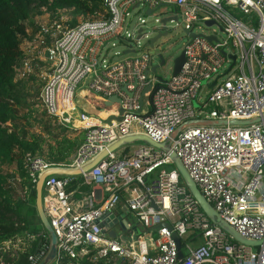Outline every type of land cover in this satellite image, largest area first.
<instances>
[{
    "label": "built area",
    "instance_id": "1",
    "mask_svg": "<svg viewBox=\"0 0 264 264\" xmlns=\"http://www.w3.org/2000/svg\"><path fill=\"white\" fill-rule=\"evenodd\" d=\"M103 4V12L75 26L62 20L41 25L28 41L33 55L24 57L23 51L16 76H20L17 70L23 77L30 76L38 66L32 60L44 62L49 73L41 100L50 115L76 110L72 102L82 86L106 101L118 96L124 109L122 121L103 122L81 113L85 140L72 160L56 163L32 153L24 157L33 183L54 168H82L120 138L134 134L135 128L162 143L191 120L262 116L264 0H103ZM141 15L156 17L159 31L161 20L171 18L166 27L176 22L190 38L184 48L186 61L170 79L161 81L151 71L158 58L148 44L147 19ZM135 16L139 24L131 33ZM205 27L211 32L206 33ZM208 36L216 39L210 41ZM230 55L236 56V63L227 72L233 62ZM149 85L151 91L145 92ZM204 87L209 90L202 98ZM171 148L219 216L242 237L261 241L260 245L237 242L211 221L178 170L167 167L174 165L169 153L144 143L122 159L110 153L83 174L85 182L101 185L108 193L100 206L93 204L92 192L84 200L86 208H76L68 192L73 176L45 178L44 210L57 237L56 256L47 264H73L66 261L86 255L106 264H264V120L249 125L188 126L172 140ZM122 202L145 227L169 223L172 229L158 228L151 242L147 235L135 232L129 240L119 232L113 238L109 231L116 225L103 227L102 223L112 213L118 217ZM173 233L186 249L182 259ZM194 233L201 242L183 245ZM35 243L36 250L29 253ZM50 249L48 231H26L0 242V264H15L24 253H29V264H44Z\"/></svg>",
    "mask_w": 264,
    "mask_h": 264
},
{
    "label": "trees",
    "instance_id": "2",
    "mask_svg": "<svg viewBox=\"0 0 264 264\" xmlns=\"http://www.w3.org/2000/svg\"><path fill=\"white\" fill-rule=\"evenodd\" d=\"M47 9L52 13L60 10H69L74 14L91 16L96 12L104 11L103 0H0V163L18 162L22 184L28 186L30 193L26 197L19 195L14 184L0 169V242L14 238L24 232L39 233L47 231L39 217L36 206V185L33 183L22 162L28 153L39 154L42 151L43 140L41 136L29 137V118L25 122L19 119L18 108L28 107L26 97L22 94L20 85L15 82L16 67L23 57L22 44L29 35L28 21L33 13L38 10ZM70 26L77 25L76 21L69 23ZM36 32V31H35ZM217 106H211L210 110ZM48 122L44 121L46 130L51 129V119L45 110ZM57 127L62 125L57 120H52ZM44 129V130H45ZM45 130V131H46ZM70 143V141H68ZM129 151V146L126 147ZM71 154L64 150L52 152L51 162H62ZM128 157L122 155L120 159ZM175 168L174 165L167 166ZM77 177V176H75ZM83 178V176H80ZM196 238L192 234L185 241ZM37 243L33 245L29 253L36 250ZM24 253L19 262L15 264H29L28 255ZM92 255L73 259V264H106L104 260L94 261Z\"/></svg>",
    "mask_w": 264,
    "mask_h": 264
},
{
    "label": "rangeland",
    "instance_id": "3",
    "mask_svg": "<svg viewBox=\"0 0 264 264\" xmlns=\"http://www.w3.org/2000/svg\"><path fill=\"white\" fill-rule=\"evenodd\" d=\"M143 19H147L146 21V30L151 36V34H157L158 28H160V23L156 22V17L151 16H143L141 15ZM159 19L163 17V15L158 16ZM249 16H246L248 18ZM89 18V16H85L82 14H74L73 12L69 10H60L57 13H52L51 11H48L47 9L42 10L41 12L38 10L36 13H33V17L30 21L27 22L29 26V37L28 40L23 44V51H24V57L25 56H32L33 51H30V41L34 34L37 32L38 28L43 24H50L54 20H62L65 25H69L70 22H73L74 20L76 23L83 22ZM245 18V16H244ZM139 24V16H135L133 18V23L129 27V31L132 33L135 26ZM217 28V27H215ZM205 32L209 33L211 32V29L205 27ZM36 31V32H35ZM189 37L186 35L185 31L182 29V26H178L176 22L174 23H168V35L162 37L158 40V42L155 43L156 48L158 47V50L163 54L166 63L163 66H160L157 70V75L161 76L163 79H170L173 75V66L174 61L176 57H178L185 48V45L189 41ZM147 39L142 40L143 44H146ZM123 50V49H122ZM23 57V59H24ZM22 59V60H23ZM36 60V59H35ZM34 64H38L37 67H35L28 77H23L22 73L17 70V72L20 74L16 76L15 82L20 85V89L22 90V94L26 97L28 102V107L24 108H18L19 110V119H22V123L25 122L26 116L29 118L30 125L28 126L29 129V137L32 135L41 136L40 139L43 140L42 143V151H39L38 153L45 157L46 159L50 160L51 153L58 152V150H64L68 154H73L78 145V141H76V134L75 132H67L66 128L57 127L55 123H53L52 119V125L50 131H47L46 125L44 124V121L49 120L47 117V114L45 112V108L42 104L41 100V91L43 86L45 85L47 81V76L49 73V68L44 62H34ZM158 60L156 59L155 64H158ZM19 66L18 68H20ZM82 88L78 87L76 90V95L74 97L75 102H79L81 98L78 96L79 90ZM209 88L204 87L201 92L202 98H204L208 92ZM150 106V102H149ZM46 131H45V130ZM70 141V143H68ZM23 167L24 163L22 162ZM18 162L14 163H0V169L2 170L3 174L8 178V181L14 184L15 188L18 190L19 195L22 197H26L29 195L30 190L28 189V186L22 184V179L20 178V168H19ZM117 230L119 234L125 237L126 240H129V235H126L119 226H117ZM255 248V247H254ZM111 264H128L127 262H119V261H113Z\"/></svg>",
    "mask_w": 264,
    "mask_h": 264
},
{
    "label": "water",
    "instance_id": "4",
    "mask_svg": "<svg viewBox=\"0 0 264 264\" xmlns=\"http://www.w3.org/2000/svg\"><path fill=\"white\" fill-rule=\"evenodd\" d=\"M151 9L147 11V14L151 13ZM171 18H163L161 20V24L163 25L162 30L158 31L157 34H151L149 35V40L148 44L149 46L154 49V53L158 58V64L154 65L151 69V71L155 74H157V70L160 66H163L166 61L163 56V54L158 50V47L156 48L155 43L158 42L159 39H161L164 36L168 35V28L166 27V23L170 20ZM175 20H177V17H174ZM208 25H212L213 21L207 22ZM192 37H194L196 34H191ZM210 41L215 40V37H207ZM226 53V52H223ZM232 58L233 62L232 65L229 67L227 70L230 71L231 68L235 65L236 63V56L235 55H230ZM186 61V56H185V51H183L178 57H176L174 61V66H173V75H177L180 70L182 69L184 63ZM150 72L147 71V74ZM226 72V73H227ZM225 73V74H226ZM158 76V75H157ZM159 80H163L161 76H158ZM217 80H215L212 84H210V88H213L216 84ZM152 87L151 85L147 86L145 89V92L151 91ZM126 90V88H124ZM132 95V93H130ZM107 106H113V105H118V114L116 116H112L109 119V123L112 122L113 120L115 121H122V115L124 113V109L121 106V99L118 96H113L111 97L107 102ZM264 120V113L262 116L250 119V120H209V119H196V120H191L186 123H184L182 126H180L176 132L172 135V139L168 140L167 142H162L158 143L151 139L149 136H147L144 133H135L131 134L128 136H125L123 138H120L110 146H108L106 149H104L102 152H100L94 159H92L90 162L82 166V168H54L50 171L44 172L40 175L37 185H36V192H37V197H36V206H37V211L39 214V217L41 219V222L44 226V228L48 231V233L51 236V249L49 252V255L45 261L44 264H47L49 261L53 260L56 256L57 253V237L54 233V230L49 222V219L46 216L45 210H44V205H43V187H44V181L45 178L51 174H63V175H70V176H75V175H82L91 169H93L97 164H99L101 161H103L104 158H106L110 153H114L117 151L119 148L127 145H133L137 142H142L145 144L152 145L164 152L169 153V156L171 157L175 168L178 170L179 174L181 175V178L185 185L188 187L189 191L191 194L196 198V200L199 202V205L201 206L202 210L206 213V215L213 221L214 223H217L224 231H226L228 234H230L237 242L243 243L248 246H258L262 242L261 241H252L248 240L244 237H242L234 228H232L228 223H226L217 213V211L214 209V207L207 201V199L202 195L200 192L197 184L194 182V180L191 178L189 172L183 165L181 159L178 157V155L172 150L171 148V142L173 139L177 137V135L186 127L192 126V125H205V126H220V125H249L253 123H257ZM156 209L158 208L155 203L152 204ZM113 220V221H111ZM109 226H114L115 224H121L122 228L126 227V222L121 221L120 219L112 213L109 218H107L103 223L102 226L106 227V225ZM162 226H168L170 229H172V226L169 223H161L159 225L154 226L153 229H158ZM138 228L140 230L138 231ZM135 229L138 232H148L151 228H147L144 226L143 223H139L137 226H135ZM109 235L112 236L113 238L117 237V231L116 230H110ZM173 238L177 242L178 248H179V257L182 259L184 254L182 252V240L181 238L176 234L173 233Z\"/></svg>",
    "mask_w": 264,
    "mask_h": 264
},
{
    "label": "crops",
    "instance_id": "5",
    "mask_svg": "<svg viewBox=\"0 0 264 264\" xmlns=\"http://www.w3.org/2000/svg\"><path fill=\"white\" fill-rule=\"evenodd\" d=\"M78 96L81 98V100L79 102H75V100H73L72 102V105L76 107V110L67 111V113L64 112L58 116H53L48 113L50 117H52L54 120H57L58 123L62 125V128H66L67 132H75L76 141H78V145L76 144L77 146L76 151L72 155H70L66 160L60 163H64L66 161L72 160L75 157L76 152L78 151L79 147L82 145V143L85 140L86 132L80 126V114L81 113L87 112L89 114H92L103 122H108L112 116H116L118 114V107L116 105L107 106L106 105L107 101L104 100L102 96L98 94H94L93 92L89 90H84L81 88L78 92ZM135 133H141V129L135 128L134 134ZM141 144H144V143L137 142L133 145H127L130 148L129 151L126 148L127 146H123L119 148L117 151H115L114 154L118 158L122 157V155L130 156L132 155L134 150L137 149ZM75 176H73V181L68 186V192L71 194L72 199L76 204V208L78 210H84L86 208L84 204V200L88 196H90L92 192L93 193L95 192V196L93 198V202H94L93 204L95 206L96 205L100 206L103 203L105 197L108 196V193L105 191V189L101 185L85 182L84 178L80 177V176H83V174L75 175ZM118 218L120 219V222L121 221L126 222V227L122 228L120 223L115 224L116 225L115 229L117 232H118L117 226H119L120 229L126 235H130L132 232H135L136 234L142 235V236L147 235V239L149 242H151L149 238L155 237L156 235L157 229H153L154 227H152L148 232H143V231L138 232L140 228H138V231L135 229V226H137L141 222H139V220H137V218L129 211L127 206H125L124 202H122L119 208ZM119 236L122 239H125L123 234L122 236L119 234ZM191 241L195 245H197L198 243L201 242V238L198 236V234H196V238ZM152 252H156V251L152 249ZM182 252L185 255L186 249L183 248Z\"/></svg>",
    "mask_w": 264,
    "mask_h": 264
}]
</instances>
